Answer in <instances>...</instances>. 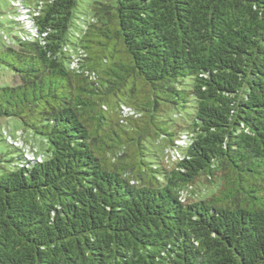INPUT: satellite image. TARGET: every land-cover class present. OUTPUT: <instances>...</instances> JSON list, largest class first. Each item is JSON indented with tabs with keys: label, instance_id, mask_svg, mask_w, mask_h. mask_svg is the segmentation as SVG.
<instances>
[{
	"label": "trees",
	"instance_id": "16d2710c",
	"mask_svg": "<svg viewBox=\"0 0 264 264\" xmlns=\"http://www.w3.org/2000/svg\"><path fill=\"white\" fill-rule=\"evenodd\" d=\"M78 6L0 22V264H264V0Z\"/></svg>",
	"mask_w": 264,
	"mask_h": 264
},
{
	"label": "rangeland",
	"instance_id": "374dc122",
	"mask_svg": "<svg viewBox=\"0 0 264 264\" xmlns=\"http://www.w3.org/2000/svg\"><path fill=\"white\" fill-rule=\"evenodd\" d=\"M34 1L39 2L40 0H34ZM97 2L110 3L112 2V0H78V5H79L77 10L78 18L84 19L86 16L88 17L92 16L95 3ZM9 6H10V0H0V22L3 24H7L9 22L8 20ZM21 20L23 19L21 18ZM76 22H80V20L77 19ZM7 45L12 46V43L9 42V44L7 43ZM15 83H17V81L13 78V76L9 72L3 70L0 71V84L14 85ZM9 127H12L13 133H15L17 137H19V140H17L18 144L22 145V140H26L27 142H29L27 146V148H29L30 150L29 156L32 153V151L35 154L41 151L42 146L40 144L39 138L35 142L28 135L24 136L22 134L19 125L16 122L14 121L8 122L6 120L0 119V156L2 154L7 158L16 156V152L10 151L7 144L2 140L3 131H7ZM7 166H10V164H7Z\"/></svg>",
	"mask_w": 264,
	"mask_h": 264
}]
</instances>
